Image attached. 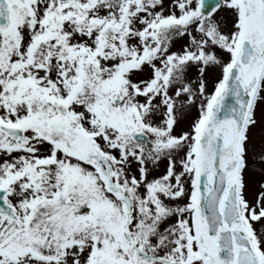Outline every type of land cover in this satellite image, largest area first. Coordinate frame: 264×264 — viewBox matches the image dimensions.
<instances>
[{
	"label": "snow or ice",
	"instance_id": "1",
	"mask_svg": "<svg viewBox=\"0 0 264 264\" xmlns=\"http://www.w3.org/2000/svg\"><path fill=\"white\" fill-rule=\"evenodd\" d=\"M0 264H264V0H0Z\"/></svg>",
	"mask_w": 264,
	"mask_h": 264
}]
</instances>
